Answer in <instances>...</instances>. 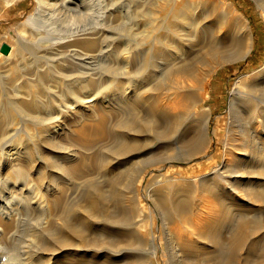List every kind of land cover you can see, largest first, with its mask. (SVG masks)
<instances>
[{"label":"bare ground","instance_id":"6f19581e","mask_svg":"<svg viewBox=\"0 0 264 264\" xmlns=\"http://www.w3.org/2000/svg\"><path fill=\"white\" fill-rule=\"evenodd\" d=\"M161 1L119 0L118 9L109 2L104 5L109 24L79 30L62 49L40 46L36 39L19 42L21 52L30 55L19 73L25 83L34 75L43 94L47 80L63 82L55 129L40 142L44 150L13 143L6 157L0 156L1 168L10 158L28 166L57 206L61 222L37 229L29 245L36 264H264V59L234 80L223 137L219 118L210 132L212 109L205 103L212 80L219 67L249 54L251 32L233 30L228 0H181L174 9L162 7L163 16L154 17L159 27L146 34L120 23L138 8L135 21L148 22ZM254 1L264 15V0ZM86 2L39 0L48 10L79 14ZM11 54L12 49L7 57ZM106 57L116 60L115 67L102 63ZM84 83L96 87L82 94L78 89ZM10 105L33 124L47 120L37 116L46 104L36 96L15 95ZM3 106L0 129L12 120ZM88 119L96 121L94 127H79ZM72 127L75 136L62 144L57 136ZM212 141L221 151L198 178L186 179L183 173L182 179L172 178L168 171L159 175L161 186L137 183L139 195L150 200L146 215L134 191L142 168L189 161L208 152ZM96 146L98 153L84 154ZM6 166L14 183L25 178L22 169ZM64 185L72 186L71 196L77 188L83 191L62 208ZM21 191L30 195L31 186ZM0 193L7 194L0 196V218L6 220L19 199L6 189ZM30 198L33 209L40 210L39 196ZM150 223L157 224L158 235Z\"/></svg>","mask_w":264,"mask_h":264},{"label":"rangeland","instance_id":"374dc122","mask_svg":"<svg viewBox=\"0 0 264 264\" xmlns=\"http://www.w3.org/2000/svg\"><path fill=\"white\" fill-rule=\"evenodd\" d=\"M228 1L232 3L231 9L234 11L229 12L227 8V14L233 18V30L240 33L244 32L245 30L243 29L247 27L251 32L252 49L246 57L219 67L216 75L212 80L211 96L205 103V105L209 106L212 109L210 132L214 125V119L219 118L220 120H222V124L219 126L221 137H223L222 135L224 134L223 126L225 125L224 123L226 121L225 110L228 104L229 90L231 89L234 80L239 74L249 72L252 69L258 67L264 59V15L262 14L261 9L258 7L257 3L254 0ZM0 2L4 3V6L0 5V46L3 43H6L12 47L11 56L7 57L0 53V103L4 105L3 109H5L6 112L12 114L10 115V117L12 116V120L15 122L14 123L11 120L8 126H6L7 124H5L0 129V156L2 155V157L5 158V155L9 153L8 151L11 150L16 143L17 147L21 146L22 144H28L30 146L34 145L36 149L43 151L44 146L42 148L40 142L46 135V133H49V128L55 129L54 124L56 123H53V120L54 118L59 117L60 112L58 113L57 111L59 106L62 104L61 102L60 104L59 101H62L61 89H63V82L58 80V83L54 80H47L46 87L50 89L46 88L47 93L44 92L43 94L39 93L40 84L37 82L34 75L30 76V78L28 79L26 78V83L24 82L25 78L19 74L21 71L20 68L22 63L30 59V55L28 53L21 52L19 42L25 41V43H27L31 40L36 39L35 42L40 46H49L52 48L62 49V46L64 45L63 42H65V40L73 38V35H75V33H77L79 30L84 28L97 29L102 27L104 24H109V15L107 12H105L104 5L106 4L107 7L109 6V4L112 5L113 3L115 7L113 9H118L117 6L119 5V0H87V4L85 6V9H83L84 11L82 14L74 12L73 10L66 11L65 13L48 10L39 3V0H0ZM180 2L181 0H162L160 2V7L157 6L153 8L154 15L152 14L150 16L151 18L150 20H148V22L140 20L135 21L134 17H137L138 13L141 12V8L135 10L130 9L131 11L133 10V18L126 16L127 18H123L120 23L127 21L128 25H130L131 27H135L140 31L144 30L145 34L151 30L155 31L157 26L159 27V25L154 17L157 16L160 18L161 16H163L162 14H164V11L167 7L174 9ZM162 9L164 11H162ZM120 10L123 12V8H120ZM129 18L131 19L129 20ZM134 23L136 24L134 25ZM148 23L149 25H147ZM144 33H142V35H144ZM106 50L108 52V49ZM104 62L112 67H115L116 65V60L113 59L111 61L109 57H106L105 60L102 61V63ZM5 82L9 83L8 87L6 86ZM100 84L101 82L99 84L96 83V86ZM96 86H91V84L89 83H84L83 86H79L78 92L84 94L85 92L92 91ZM15 95H23L28 100H32L36 96V100L39 99L44 102L46 106L43 111L37 114V116L47 119L42 121L46 124H33V122H30V120L26 119V117L23 116V114L20 113L15 106L10 105V102ZM11 111L13 113H10ZM48 120H50V122H48ZM28 121L29 123H26ZM95 124L96 121L92 122L88 119L81 122V125H79V127L81 126V128L84 127L86 129V127H91ZM44 127L46 128V131L43 130ZM74 130L75 129L73 127L70 129H65V134L57 136L59 137V140L61 139L60 141L62 144L68 145L72 135L75 136ZM8 138L11 140L9 141ZM107 144H109V142H107ZM99 148L100 146H96L91 150H87L84 154L90 157L94 153H98ZM21 150L22 147H20V151ZM219 151H221L220 145L217 146L215 142L212 141L211 148L208 149V152L206 151V153H204L203 155L192 158L189 161H177L171 162L169 164H160L157 165L158 167L148 166L147 169L142 168V170L140 171L141 175L138 174V177L136 179L134 191L137 192L136 186L140 180L144 181V188H149L154 183H157V185L161 186L162 178L159 177V175L168 171L169 173L172 172L171 176H169L172 178L174 176H177L179 179H182V177H180L179 175L180 173H183L184 178L186 179L193 180V178H195L196 176V178H198V176H200L202 172L208 171L209 168L213 166L214 161L212 163V159L214 160V157L217 158V154ZM10 160H7L2 168L0 167V183H3L2 186L0 184V191H2L3 189H6L7 191L9 190L10 193H12L15 197L18 196L19 201L16 200L14 201L15 203L11 204L14 208H12V212L6 220L4 217L0 218V226L2 227V230L0 232V262L1 264H14V262L16 261V264H36V262H34L35 252L33 250H30L29 247L32 242L33 235H35L38 230L57 225V223L61 222V219L59 218V215L57 213V206L54 205V202L49 201L46 198L43 190L41 191L39 187L40 181L34 174L29 172V167H20L21 165L19 162L15 160L12 161L13 159L11 158ZM36 161L38 165H42V159L37 158ZM7 163L9 165H12V167H10L11 170H17L18 168H20L24 171L25 178L19 180L21 183L18 181L14 183V180L9 178L10 172L8 169L9 166H6ZM151 169H156V172H150ZM19 186L21 189L25 186H31L30 195L32 196L33 193L37 194L42 201V208L40 210L36 211L35 209H33V204H30L32 201L30 195L23 193ZM71 187V185H68V188L67 185H64L63 187V191L61 194V198L63 201L62 208L65 207L68 203H72V201L80 199L83 188H77L76 192L71 196V194L69 195L68 192L71 191ZM135 194L136 204L139 201L138 206H140L141 209L144 208L143 210H145L146 215L150 214L149 197L144 196V198L143 195H139L138 192ZM137 194L139 197L137 196ZM2 195L3 193H0V196ZM6 195L4 194L3 196ZM50 203L53 205H51ZM2 222L6 223L1 224ZM155 223L153 225L150 223V225L152 226V229H154V233L158 235L157 232L159 228ZM5 225H7V227ZM183 229L187 233L188 225L185 224ZM255 255L256 257L260 256V254ZM11 260L12 263H10Z\"/></svg>","mask_w":264,"mask_h":264},{"label":"water","instance_id":"95a60500","mask_svg":"<svg viewBox=\"0 0 264 264\" xmlns=\"http://www.w3.org/2000/svg\"><path fill=\"white\" fill-rule=\"evenodd\" d=\"M11 51V47L6 44V43H3L1 46H0V53L3 54L4 56H7Z\"/></svg>","mask_w":264,"mask_h":264}]
</instances>
